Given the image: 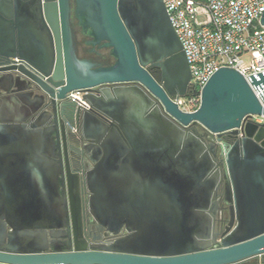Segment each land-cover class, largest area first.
Instances as JSON below:
<instances>
[{"label":"water","instance_id":"obj_1","mask_svg":"<svg viewBox=\"0 0 264 264\" xmlns=\"http://www.w3.org/2000/svg\"><path fill=\"white\" fill-rule=\"evenodd\" d=\"M73 18L112 64L78 56ZM178 37L164 0H0V264L264 255V124L250 119L264 90L223 67L181 111L172 99L191 71ZM251 79L264 88V74ZM93 227L114 239L94 243Z\"/></svg>","mask_w":264,"mask_h":264},{"label":"built area","instance_id":"obj_2","mask_svg":"<svg viewBox=\"0 0 264 264\" xmlns=\"http://www.w3.org/2000/svg\"><path fill=\"white\" fill-rule=\"evenodd\" d=\"M170 21L179 36L191 71L189 94L172 100L183 112L196 111L201 91L220 68L235 69L243 75L258 98L263 89L255 88L252 76L264 74V0H164ZM23 60L12 58L20 65ZM81 90L71 91L68 98L82 103ZM250 119L264 124V115ZM207 137L216 134L200 125Z\"/></svg>","mask_w":264,"mask_h":264},{"label":"flooded vegetation","instance_id":"obj_3","mask_svg":"<svg viewBox=\"0 0 264 264\" xmlns=\"http://www.w3.org/2000/svg\"><path fill=\"white\" fill-rule=\"evenodd\" d=\"M73 21V26L75 27V31H76V40H77V51H78V56L80 58H89L92 59L96 62H99L101 64H105L107 66V64H112L115 61V57L113 55L110 54V48H101L98 45L96 46H92L90 44H87L86 41L90 40V37L85 36L82 34L81 32V28H79V26L77 25V20L76 19H72ZM72 133L73 135L70 136L72 137L71 139V153H83L86 151V148H88V144L86 140H82L78 137H76V135H79L80 133V128H79V124L77 122H72ZM207 137V136H206ZM215 137H207V139L209 140H213L215 139ZM86 197V192H81V198L84 199ZM124 232V229L122 231V233ZM91 237L95 236L96 240H94V243H98L101 245H104L106 243L109 242L110 239H114L115 235L113 234H108L106 235L105 231H99L97 228L93 227L91 233L89 234ZM240 264H264V261H259L258 257L257 258H253L250 261L247 262H243Z\"/></svg>","mask_w":264,"mask_h":264},{"label":"crops","instance_id":"obj_4","mask_svg":"<svg viewBox=\"0 0 264 264\" xmlns=\"http://www.w3.org/2000/svg\"><path fill=\"white\" fill-rule=\"evenodd\" d=\"M3 154H31V153H3ZM35 154H44V153H35ZM39 194V193H36ZM50 194V193H49ZM47 197H40L37 195L36 200H42L45 201ZM262 257V256H261Z\"/></svg>","mask_w":264,"mask_h":264},{"label":"rangeland","instance_id":"obj_5","mask_svg":"<svg viewBox=\"0 0 264 264\" xmlns=\"http://www.w3.org/2000/svg\"><path fill=\"white\" fill-rule=\"evenodd\" d=\"M258 260L263 262V260H264V256H262V257H258Z\"/></svg>","mask_w":264,"mask_h":264},{"label":"trees","instance_id":"obj_6","mask_svg":"<svg viewBox=\"0 0 264 264\" xmlns=\"http://www.w3.org/2000/svg\"><path fill=\"white\" fill-rule=\"evenodd\" d=\"M264 256V255H263ZM264 261V260H263Z\"/></svg>","mask_w":264,"mask_h":264}]
</instances>
